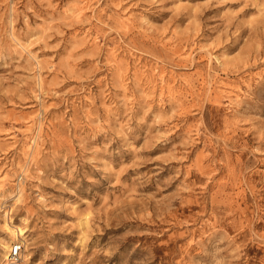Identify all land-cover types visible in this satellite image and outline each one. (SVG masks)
<instances>
[{"label": "rangeland", "instance_id": "374dc122", "mask_svg": "<svg viewBox=\"0 0 264 264\" xmlns=\"http://www.w3.org/2000/svg\"><path fill=\"white\" fill-rule=\"evenodd\" d=\"M16 240L264 264V0H0V264Z\"/></svg>", "mask_w": 264, "mask_h": 264}, {"label": "built area", "instance_id": "2783aa9c", "mask_svg": "<svg viewBox=\"0 0 264 264\" xmlns=\"http://www.w3.org/2000/svg\"><path fill=\"white\" fill-rule=\"evenodd\" d=\"M22 249H23L22 241L16 240L10 244L6 256L8 264H16L20 260Z\"/></svg>", "mask_w": 264, "mask_h": 264}, {"label": "bare ground", "instance_id": "6f19581e", "mask_svg": "<svg viewBox=\"0 0 264 264\" xmlns=\"http://www.w3.org/2000/svg\"><path fill=\"white\" fill-rule=\"evenodd\" d=\"M7 224H6V228H7V231L9 232V234H10V237H12V239H20V238L24 237V233L26 231L25 229L19 228V227H16V229H15V228H13L14 226L12 227L13 229H11V228L8 227ZM2 247L6 251V250H9L10 245L8 243H5ZM3 255H5V254H3Z\"/></svg>", "mask_w": 264, "mask_h": 264}]
</instances>
